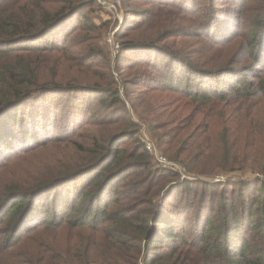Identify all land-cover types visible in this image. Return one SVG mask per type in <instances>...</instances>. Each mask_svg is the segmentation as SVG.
Returning a JSON list of instances; mask_svg holds the SVG:
<instances>
[{"label":"trees","instance_id":"trees-1","mask_svg":"<svg viewBox=\"0 0 264 264\" xmlns=\"http://www.w3.org/2000/svg\"><path fill=\"white\" fill-rule=\"evenodd\" d=\"M123 4L114 54L96 0H0V264H264V0ZM135 88L185 172L263 178L155 165Z\"/></svg>","mask_w":264,"mask_h":264},{"label":"rangeland","instance_id":"rangeland-1","mask_svg":"<svg viewBox=\"0 0 264 264\" xmlns=\"http://www.w3.org/2000/svg\"><path fill=\"white\" fill-rule=\"evenodd\" d=\"M124 9H125V7L123 4V5H121L120 10L124 11ZM98 15L100 16V18L103 21L104 20L110 21L109 22V28L106 29L103 38H104V43L107 44L109 50H112V49H110V44H111V42L115 41V39H113V36H110L109 33L112 32V29L114 30L115 26L119 23V21H118V19L114 18L112 13L106 12L104 9H101L98 12ZM122 15L124 17L123 12H122ZM122 22H121V24H122ZM112 24H113V26L111 28ZM121 24H120V26H121ZM108 37L111 38V42L108 41ZM135 37L136 38H142L144 36L141 33H136ZM114 43H116V42H114ZM111 46L114 50V54H116L115 51L118 49L117 45H115V47H117V49H115L112 44H111ZM125 54H127V52H125L124 54H121L119 59L122 60L121 57H123ZM112 57H114V56H112ZM129 72L132 73L131 71H129ZM113 75L116 77L117 81L119 82L117 73L115 71L113 72ZM125 77H126V75L124 74L123 79ZM148 81L150 84H156V81H154V80H148ZM125 88H126V86H125ZM122 91H123V89L120 88V94H122ZM151 95L150 96H148V95L143 96L135 88V89H133L132 93H130L128 96H125V94L123 95V97L125 96L124 97V100H125L124 104L127 108V112L129 113L131 119L134 122H136L138 125L139 129L137 131V137H138L139 141L142 142L143 145L145 143L151 144L155 148V150H157L161 155H163L168 160L175 163L176 167L174 169L181 174V179H188V180L197 179V180H202L204 182L212 184V183H224V182L236 181V180L254 181V180H256V178H260V179L263 178V176L260 172L252 171V170H246V169L245 170L234 169L231 171H215L214 173L204 174V175H196L193 173L185 172L182 169V167H180V165L176 161L169 158L171 156L168 153L164 152V150L162 148H161V150H162L161 151L156 145L155 138L153 137L155 131L151 130L150 126L148 125V123H150V125H152L153 119H154L153 117L156 115V111L154 110L155 102L151 100ZM125 110L120 109L119 110L120 112H118L119 115H121L122 113L127 114V112ZM150 155H151L152 162L157 166H161L156 161V158L154 157V155L153 154H150ZM18 171H20L19 164L17 162L11 163L10 165H8V167H6L3 171L0 172V180L3 181L4 179L12 176L14 173H16Z\"/></svg>","mask_w":264,"mask_h":264},{"label":"built area","instance_id":"built-area-1","mask_svg":"<svg viewBox=\"0 0 264 264\" xmlns=\"http://www.w3.org/2000/svg\"><path fill=\"white\" fill-rule=\"evenodd\" d=\"M102 7L107 9L112 15L114 16L115 19H118L119 23L115 26L114 30L110 32V36L113 35L114 31L120 27L121 22L123 21L124 17L122 15V11L120 10L121 6V0H96ZM108 41L111 42V38L108 37ZM113 47L117 49L118 44L111 42ZM117 45V47H115ZM145 149L150 153L153 154L154 157L156 158V161L158 162L159 165L163 166L164 168H171L174 169L176 167V164L173 163L172 161L168 160L166 157L161 155L155 148L149 144L145 143L144 144ZM158 153H157V152Z\"/></svg>","mask_w":264,"mask_h":264}]
</instances>
